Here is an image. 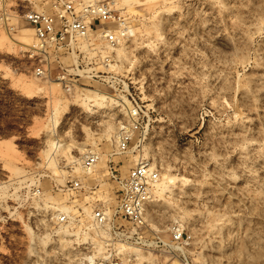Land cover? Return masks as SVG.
Masks as SVG:
<instances>
[{"label":"rangeland","instance_id":"obj_1","mask_svg":"<svg viewBox=\"0 0 264 264\" xmlns=\"http://www.w3.org/2000/svg\"><path fill=\"white\" fill-rule=\"evenodd\" d=\"M11 1L0 0V14L10 12ZM120 2L113 6V84L81 79L70 96L59 85L52 95L54 83L34 76L16 47L31 41L29 32L11 39L0 27V198L12 206L4 208L0 264H79L72 242L47 237L37 207L12 197L33 175L58 184L95 179L98 170L88 178L80 170L86 150L109 157L115 134L130 121L101 97L129 107L134 100L143 112L145 132L114 162L127 172L143 161L159 174L146 206L148 235L167 242L175 224L185 236L183 249L140 250L143 260L131 256L124 264H264V0ZM117 50L127 58L120 62ZM57 142L75 160L59 155L48 165L44 152ZM72 168L79 170L67 174ZM163 176L178 180L167 184ZM44 238L46 246L37 245Z\"/></svg>","mask_w":264,"mask_h":264},{"label":"built area","instance_id":"obj_2","mask_svg":"<svg viewBox=\"0 0 264 264\" xmlns=\"http://www.w3.org/2000/svg\"><path fill=\"white\" fill-rule=\"evenodd\" d=\"M11 5L9 13L0 14V27L11 39L22 31L31 34L29 44L16 42V47L31 62L37 79L59 85L67 96L81 79L113 84L110 71L116 67L110 53L118 45L115 28L119 20L114 5L81 0H12ZM73 56L77 67L72 64ZM95 67L103 72H97ZM132 103L129 124L118 133L114 152L102 158L94 152L83 156L80 170L87 178L90 172L98 170L93 181L68 178L58 184L47 175H33L12 197L20 205L37 207L35 214L42 216L47 237L53 240L67 237L77 252L79 264H124L125 248L183 249L185 236L175 224L168 229L167 242L157 235H148L145 211L159 183L156 169L140 161L123 172L122 164L114 162L116 157L127 154L133 135L140 139L145 132L143 112L136 101ZM46 185L50 186L47 193ZM54 195L68 199L57 201ZM7 202L0 198V233L4 208L12 207Z\"/></svg>","mask_w":264,"mask_h":264},{"label":"bare ground","instance_id":"obj_3","mask_svg":"<svg viewBox=\"0 0 264 264\" xmlns=\"http://www.w3.org/2000/svg\"><path fill=\"white\" fill-rule=\"evenodd\" d=\"M100 1H105V0H99V2ZM146 1H148V0H127V5H131V4H141V3H144ZM109 2L112 5L121 6L120 0H110ZM118 25L121 28V31L122 32H125L127 30L124 27L123 22H120ZM30 42L28 41V39H24V43L23 44H26L27 45ZM116 53H117V58L120 60V62L122 60H124V59L127 58V56L124 54V52L122 50H117ZM72 64H73V66L77 67L78 62H77L76 57H74V56L72 58ZM113 67H115V66H113ZM51 86L53 87L52 88L53 90L51 91V94L52 95L57 94V92L59 93V87H58V85L52 84ZM95 98L98 99L99 96H96ZM99 100L102 103H104L107 107H112V106H115L117 108L121 107L122 110L124 112L126 111L127 113H128V111L130 109L129 104L127 103V101L125 99H120V98L119 99H112L110 97H101V98H99ZM88 101H90V100H88ZM59 105H60L59 103H56L55 108H54V112H55V116L53 117V125L54 126L57 124L56 114L59 112ZM88 107H89L88 105H85L84 108L87 110ZM108 130L114 131L116 129H114L113 127L112 128L110 127ZM114 138H115V145H116L117 144V139H118V133L115 134ZM69 150H70V147L66 143H64V144L62 142L49 143L48 149L46 150V152H44V156H45V158L47 160L48 165L53 166L54 165L55 157L56 156H59V155H63V157L68 162H71V161L75 160L69 154ZM86 152H92V150H86ZM100 158H102V157H100ZM134 162H138L137 159H135ZM98 167L99 168L101 167V164L100 163L98 164ZM151 167L154 168L153 166H151ZM78 170H79L78 168H72L67 174L77 173ZM92 173L93 172H90L89 173L90 174V177H93L94 176V174H92ZM54 174L55 175L60 174V175L64 176L62 172H58V173L55 172ZM164 180L167 182V184H173L178 179L177 178L170 177V176H166V177L163 176V181ZM165 185H166L165 183H162L160 185L161 186V188H159V193L160 194H164L166 192V188L167 187ZM145 214H146V211H145ZM46 244H47V240L45 238L44 239H38V241H37V245H39V246L41 245V246L45 247ZM131 256L137 258L138 261L143 260V255L141 254V251L140 250L133 249V248H125L124 249V260L127 259V258H130Z\"/></svg>","mask_w":264,"mask_h":264}]
</instances>
